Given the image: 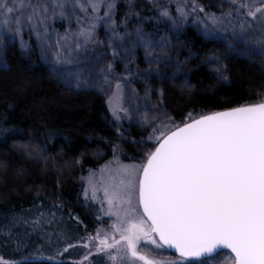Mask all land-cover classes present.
Returning <instances> with one entry per match:
<instances>
[{
  "label": "snow or ice",
  "instance_id": "1",
  "mask_svg": "<svg viewBox=\"0 0 264 264\" xmlns=\"http://www.w3.org/2000/svg\"><path fill=\"white\" fill-rule=\"evenodd\" d=\"M229 2L235 7V16L231 10L220 16L206 14L213 27L205 25V36L223 35L231 54L249 62L258 60L264 68V0ZM117 3L118 0H0V40L5 36L19 38L21 47H27L24 29H29V37L35 36L42 53H56L52 72L69 88L89 87L94 74L111 87L110 78L116 77L114 63L98 67L107 58L103 49L91 63L87 58V46L96 43L101 26L107 33L106 41L99 43L111 48L113 62H133L136 50L143 49L148 64L145 79L165 69L179 71L187 58L173 65V37L161 35L159 30L147 31L145 18L135 10V0H125L124 19L117 21ZM102 6L107 10L101 16ZM192 11L204 9L192 5ZM78 12L83 13V19ZM184 15L181 11V23ZM160 16L174 26L177 23L167 9ZM133 17L138 19L130 31ZM235 18L240 19L238 24L233 23ZM58 20L69 25L75 20L78 31L73 33L69 27L63 34L58 33ZM53 35L57 37L54 44L50 43ZM4 52L6 46H0V53ZM209 60L217 65L213 70L218 78L227 80L226 65L220 57ZM0 67L7 69L2 58ZM125 71L133 72L127 64ZM135 74L139 75L138 69ZM115 87L120 90L121 85L117 83ZM119 111L127 118V109ZM113 114L120 119L116 112ZM162 115L171 120L166 112ZM165 127L162 120L161 127L154 128L163 139H157L158 146L148 153L139 171L125 170L127 180L122 179L112 191L105 188L109 208L115 206L114 202L121 205L115 213L107 212L109 216L116 215L118 223L113 230L119 233V239L114 234L112 243L101 239L96 251L106 253L114 264H123L125 257L131 264H160L138 251V244L145 241L154 250L175 249L180 260L168 264H187L189 258L193 264H210L213 260L216 264H264V103L190 118L182 127L169 129L168 134L163 133ZM87 195L85 190L86 198ZM95 197L93 187L92 198ZM137 209H142L139 217L133 215ZM98 237L99 230L97 237L89 239ZM111 249L116 250L115 255ZM221 249H230V253H221Z\"/></svg>",
  "mask_w": 264,
  "mask_h": 264
},
{
  "label": "trees",
  "instance_id": "2",
  "mask_svg": "<svg viewBox=\"0 0 264 264\" xmlns=\"http://www.w3.org/2000/svg\"><path fill=\"white\" fill-rule=\"evenodd\" d=\"M135 2L149 32L156 28L164 9L171 16L178 8L186 12L177 25L178 34L169 33L166 25L159 26V32L173 37V60L187 58L177 74L165 69L160 81L163 106L172 122L182 126L191 113L198 118L264 100V73L252 63L227 61L226 81L218 79L205 64L210 54H221L224 48L205 36L201 20L206 14L227 13L232 8L229 0ZM192 5L204 11L193 12ZM126 11L125 0H118L117 21L124 19ZM137 19L130 21V31ZM104 29L102 26L97 33L101 38ZM4 59L7 69L0 67V261L78 264V260L63 261L60 257L51 262L47 252H35L34 229L58 218L76 225L77 233L81 222L92 231L95 218L84 203L83 172L102 164L111 147L117 148L124 161H141L157 142H144L146 131L136 125L128 131L118 129L105 95L69 88L35 51L24 52L16 43H7ZM115 67L120 68L119 64Z\"/></svg>",
  "mask_w": 264,
  "mask_h": 264
},
{
  "label": "rangeland",
  "instance_id": "3",
  "mask_svg": "<svg viewBox=\"0 0 264 264\" xmlns=\"http://www.w3.org/2000/svg\"><path fill=\"white\" fill-rule=\"evenodd\" d=\"M256 6L260 5L257 3ZM231 7L232 8L230 10L233 11L235 16V7L233 5H231ZM102 8L103 6L100 8L99 11V15L101 16L107 10L105 9L102 11ZM178 9H180V11L177 10V13L174 16H171L169 14L172 19L177 21L175 26L172 24L171 20L159 17L155 22L156 28H154L153 30L161 31V29H159V26L166 25L168 28L167 30H169V33L178 34L176 29L177 25H179L181 11L186 14L183 8ZM77 15H80L81 19H83V13L78 12ZM247 19L250 20L251 18ZM239 22V18L233 19V23L238 24ZM225 23H227V21ZM61 25H63L62 29H60ZM201 25L203 26L204 34L205 25H207L209 29L213 27L211 20L206 19V15H204V19L201 20ZM69 27L71 28V31L73 33L78 31V26L76 25L75 20L72 21L71 25H69L66 21L58 20L55 22V29L60 34H63ZM100 28L98 29V31L100 30ZM29 31L30 30L27 28L24 29V40L27 42V47L22 48L19 38L12 39L10 38V36H5L2 40H0V46H6L7 43H16L19 48L24 52L35 51L40 56L41 60L52 68V60L56 53L54 51H49L46 54L42 53L40 50V46L35 39V36L33 35L31 36V38L29 37ZM103 33V38H101V36H98L99 34H97L96 43L87 46V58L91 57L88 62L91 63L92 57L98 54L99 49H103L105 50L104 52H107L105 53V55L108 60H101L98 67H103L104 64L112 62L114 63V67L115 65L117 66V64H119L120 68L116 70L115 67L116 77L110 78L111 87L104 84L103 81L97 75L94 74L93 79L90 82V86L80 89H92L105 95L107 100V107L115 123V126L118 129L123 128L125 130H127L132 125L138 126L140 129L146 131V134L142 138L144 142L155 143L157 142V139H163L161 132L153 131L154 128L161 127L162 120L167 124V127L163 128L164 134H168L169 129H174L175 126L182 127L183 125L181 126L180 123L172 122L171 120H168V117L162 115V113L166 112L168 116H170L166 108L163 106L160 86V81L163 77L164 70L161 71L159 74H153L152 76L145 79L143 73L148 68V64L145 61V54L143 52V49L136 50V58L133 62H113L110 56L111 48L107 47L105 44L99 43L106 41L107 30L104 29ZM160 34L163 35V32H160ZM226 35L230 36L231 34L228 33ZM209 38L214 42H219L224 48L221 54L219 52H214L210 54L205 61L207 68L212 70L214 73L216 72L213 69L217 65L209 60L210 57H220V62L224 65L227 61L230 62L235 60L249 62L246 59L237 57L236 55L230 53L227 46V42L224 39L223 35L217 34L216 38ZM56 39L57 37L53 35L50 40V43L54 44ZM0 58L5 61L4 53H0ZM140 59L141 62H139ZM175 60H172L173 65L176 63ZM250 63H252L254 67L258 68L261 72L264 73V68L261 67L260 62L258 60L257 62ZM125 64H127V66L133 70L131 74L125 71ZM137 69L139 70V75L135 74ZM174 74H177V72L174 71ZM118 77H125L126 79H119ZM220 80L226 81L224 79ZM117 83L121 85L120 90H117L115 87ZM260 103H264V100H262V102ZM120 108L127 109V118H125L124 114L119 111ZM114 112H116L117 115L120 116L119 120H117L116 116L113 114ZM190 118H194V114L191 113L188 117H186L184 123L188 122ZM107 153L108 156L102 164H100L96 169L87 168V170L83 172L81 176V181L84 188V203H86L89 208L92 209L94 212V227L93 229H90L92 231H88L87 225L81 222L78 224L79 226H81V230L79 233H77L74 230V227H77L76 225L72 224L71 222H65L64 220H60L58 218H52L49 224H46L45 227L44 223L42 226L39 225L34 229L35 238L37 239L34 251L47 252L49 254L47 255V259H49V261L58 262L56 260V257H60L63 258V261L78 260V264H81V262L82 264H114V262L108 259V255L106 253L96 251L97 247L99 246V241L101 239L107 238L108 242L112 243L111 236L113 234L116 236L117 239H119V233H114L113 230V226L118 223L116 215L109 216L107 212L111 210L113 213H115L117 211V208L121 207V205L114 202L115 206H113L111 209L109 208L108 201L104 196L105 188H108L109 191H112L113 187L118 186L122 179H128L127 176L123 175L125 170H135L138 172L140 166L146 162V159H141V161H124L122 159V155L118 153V150L115 147H111ZM148 153L149 152L145 154V158ZM102 154H105V152L103 151ZM93 187H95L96 190L95 199L92 198ZM85 190H87L88 192L87 198L85 196ZM133 205L135 206V197H133ZM123 207H127V205H123ZM140 211L141 209H137L135 213H133V215L139 217ZM77 222L78 221L76 220L75 223ZM145 227H147V225ZM98 230L99 237L96 239H89L90 237H97ZM41 240L43 242L42 244H39ZM69 245H72V247H69ZM85 245H87V247H85ZM65 249L67 250L65 251ZM109 251H111L113 255L116 254L115 249H111ZM138 251L141 254L148 256L149 258L159 261L160 264H168V262L170 261L180 260L179 256L171 253L168 249L154 250V246L151 245L150 242H147L146 245L145 241H141L140 244H138ZM85 255L88 256L87 260H84ZM221 258L222 257H217V259ZM0 264L4 263L0 261ZM123 264H131V262L128 261L127 257H125ZM187 264H193L192 259H189ZM210 264H216V261H210ZM229 264H231L230 261Z\"/></svg>",
  "mask_w": 264,
  "mask_h": 264
},
{
  "label": "water",
  "instance_id": "4",
  "mask_svg": "<svg viewBox=\"0 0 264 264\" xmlns=\"http://www.w3.org/2000/svg\"><path fill=\"white\" fill-rule=\"evenodd\" d=\"M158 146V145H157ZM156 146V147H157ZM155 151V150H154ZM142 210V209H141ZM171 253H173V254H175V255H177V256H179V254L175 251V249H168ZM223 251H227V252H229L230 253V249H221L220 250V252H223ZM189 259H192V258H189Z\"/></svg>",
  "mask_w": 264,
  "mask_h": 264
},
{
  "label": "flooded vegetation",
  "instance_id": "5",
  "mask_svg": "<svg viewBox=\"0 0 264 264\" xmlns=\"http://www.w3.org/2000/svg\"><path fill=\"white\" fill-rule=\"evenodd\" d=\"M221 253H228V252L223 251V252H221Z\"/></svg>",
  "mask_w": 264,
  "mask_h": 264
}]
</instances>
